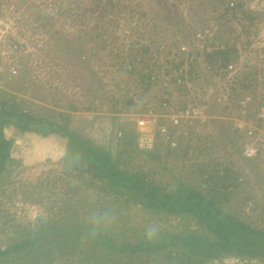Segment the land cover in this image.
I'll return each mask as SVG.
<instances>
[{"label":"rangeland","instance_id":"1","mask_svg":"<svg viewBox=\"0 0 264 264\" xmlns=\"http://www.w3.org/2000/svg\"><path fill=\"white\" fill-rule=\"evenodd\" d=\"M220 48L227 60L211 57ZM15 62L18 74L7 71ZM261 70L264 0H0V98L53 117L155 184L172 187L173 172L204 190L216 180L227 196L218 203L264 229ZM11 132L17 158L0 166V250L33 242L0 254V264H264L251 254L193 255L184 240L204 234L194 216L107 184L70 153L68 135ZM149 137L152 147H140ZM105 211L116 216L101 232L110 246L81 229ZM153 220L156 240L120 247L147 241ZM71 224L81 228L67 234Z\"/></svg>","mask_w":264,"mask_h":264},{"label":"trees","instance_id":"2","mask_svg":"<svg viewBox=\"0 0 264 264\" xmlns=\"http://www.w3.org/2000/svg\"><path fill=\"white\" fill-rule=\"evenodd\" d=\"M245 31L249 30L246 29ZM224 48L213 52L211 57L222 55L227 60L228 48L226 50ZM252 78L253 75H248L246 87L249 86V80ZM12 127H18L25 137L33 135L50 137L49 135L52 134L68 135L73 139V150L70 153L73 156L87 157L90 160L91 169H96L98 176L105 179L107 184L129 189L134 197L140 198L159 210L173 214L184 213L194 216L199 228L204 230V234L199 235L197 232H193L192 234L195 235L184 240L186 245L191 246L193 255L197 254L202 258L220 257L228 253L233 255L251 254L264 256V229L241 219L226 206L218 203L216 199L218 194H223L225 199H227V196H225V193L217 191L218 188L215 187L218 185L216 180H213L215 184L210 189L204 190L199 185H191V182L187 180L188 177L185 178L173 172L172 187L169 188L168 184H155L137 172L121 168L117 161L112 158L111 153L98 148L93 141L83 139L73 130L68 129L66 125L57 122L53 117L36 118L34 115L23 111L16 102L13 101L8 104V99L3 97L0 98V166L5 165L13 157L17 158L16 151L11 148L13 142ZM151 152H148V154L159 159L157 154H153L154 151ZM213 177L215 176H210V178ZM225 178H230L228 171L225 174ZM208 179L209 177L203 181ZM218 183L220 184V182ZM80 228L77 225H68L66 233L70 234L74 232L73 230L79 231ZM81 229L89 231V225ZM209 233L212 235H208ZM95 239L98 242L105 239V243L109 246L112 242L110 238L105 237L102 233L97 235ZM30 242L33 241L29 239L12 244L9 250H0V254L24 250L26 243L30 244ZM148 242H138L127 246L120 245V247L123 250L126 249L133 252L142 250V247ZM157 242L159 243L158 240L155 241V243Z\"/></svg>","mask_w":264,"mask_h":264},{"label":"clouds","instance_id":"3","mask_svg":"<svg viewBox=\"0 0 264 264\" xmlns=\"http://www.w3.org/2000/svg\"><path fill=\"white\" fill-rule=\"evenodd\" d=\"M116 222V216L112 211H105L93 216L89 221V235L95 238L102 231L109 230ZM162 230L159 221L153 220L146 224L143 229L144 238L152 242L156 240Z\"/></svg>","mask_w":264,"mask_h":264},{"label":"built area","instance_id":"4","mask_svg":"<svg viewBox=\"0 0 264 264\" xmlns=\"http://www.w3.org/2000/svg\"><path fill=\"white\" fill-rule=\"evenodd\" d=\"M15 2H16V0H14ZM230 3V2H229ZM234 2L233 1H231V3L230 4H233ZM12 23H14L13 21H12ZM209 33V32H208ZM213 36V33H209V36L208 37H212ZM14 46H16V45H14ZM217 49H219V48H217ZM19 70H20V65L18 64V62H15L13 65H10V66H8L7 67V71H9L10 73H12V74H18V72H19ZM253 76H254V74H252ZM256 75H257V77L261 80H263V82H264V71H262L261 70V72H260V77H259V75H258V73H257V71H256ZM256 80H258L257 78H255L254 79V81H256ZM240 82V83H239ZM239 82H238V85H239V90H241V88H242V86L245 88L246 86H245V84H246V82L244 83V80H243V78H240L239 79ZM242 83V86L240 85ZM244 83V84H243ZM260 88V86H258V89ZM238 90V91H239ZM257 92V91H256ZM245 98H249V97H245ZM264 108V107H263ZM193 110V109H192ZM259 115H260V118H264V110L262 109V112H260V113H258ZM174 122L175 123H177L178 122V120H174ZM237 127L238 128H242V129H247V128H250V127H248L247 126V128L245 127V124H243L241 121L240 122H238L237 124ZM251 129V128H250ZM252 132V130L250 131V133ZM151 139V137H149L148 138V140H146L145 139V141H147V142H143V144H141L140 145V147H146L144 144L145 143H147V147L148 148H151L152 146H151V144L149 143V140ZM144 141V140H143ZM140 144V143H139ZM147 148V149H148Z\"/></svg>","mask_w":264,"mask_h":264}]
</instances>
